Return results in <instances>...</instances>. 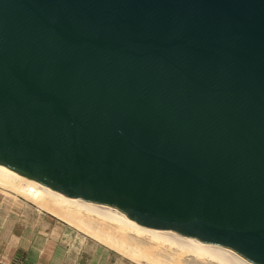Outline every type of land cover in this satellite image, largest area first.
<instances>
[{
	"label": "water",
	"instance_id": "95a60500",
	"mask_svg": "<svg viewBox=\"0 0 264 264\" xmlns=\"http://www.w3.org/2000/svg\"><path fill=\"white\" fill-rule=\"evenodd\" d=\"M0 168L264 264V0H0Z\"/></svg>",
	"mask_w": 264,
	"mask_h": 264
},
{
	"label": "bare ground",
	"instance_id": "6f19581e",
	"mask_svg": "<svg viewBox=\"0 0 264 264\" xmlns=\"http://www.w3.org/2000/svg\"><path fill=\"white\" fill-rule=\"evenodd\" d=\"M0 191L21 197L50 219L137 264H246L219 245L197 244L146 226L128 215L50 192L34 179L3 168H0Z\"/></svg>",
	"mask_w": 264,
	"mask_h": 264
},
{
	"label": "rangeland",
	"instance_id": "374dc122",
	"mask_svg": "<svg viewBox=\"0 0 264 264\" xmlns=\"http://www.w3.org/2000/svg\"><path fill=\"white\" fill-rule=\"evenodd\" d=\"M0 206L1 211L8 212L15 225L26 226L29 224L30 228L33 227L39 231V237L36 239L31 230L28 231V238L26 237L27 239L23 241L31 245H33V241H36L42 248L49 247L51 250L53 249L52 251L57 249L59 264H137L96 240L76 232L60 221L50 219L45 213L38 212L32 204L12 193L0 191ZM147 244L149 246L148 242ZM32 247L29 246L28 251L32 255L31 258H34L37 251ZM24 254L25 256L18 255L15 260L21 262L26 258L28 252ZM43 255L41 256L45 257L43 260L46 264H53L52 257Z\"/></svg>",
	"mask_w": 264,
	"mask_h": 264
},
{
	"label": "crops",
	"instance_id": "0c3cea01",
	"mask_svg": "<svg viewBox=\"0 0 264 264\" xmlns=\"http://www.w3.org/2000/svg\"><path fill=\"white\" fill-rule=\"evenodd\" d=\"M10 217L11 216L8 215V212H4L3 210L1 211L0 206V264H46L43 260L45 259L43 254L52 257L51 262L53 264H59L57 261V249L52 251L53 249L51 250L49 247H46L45 249L42 248L36 241H33L34 243L32 242L33 245L23 241L28 238V231L31 230L35 239L39 237V231L35 230L33 227L30 228L29 224L26 226L15 225ZM29 246H33L32 248L37 251L34 258H31L32 255L29 254ZM25 252H28L26 258H24L21 262L15 260L20 254L25 256Z\"/></svg>",
	"mask_w": 264,
	"mask_h": 264
}]
</instances>
